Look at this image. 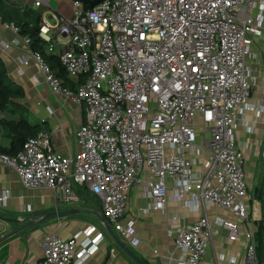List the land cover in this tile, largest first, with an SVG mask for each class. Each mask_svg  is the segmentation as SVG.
<instances>
[{
    "label": "built area",
    "instance_id": "1",
    "mask_svg": "<svg viewBox=\"0 0 264 264\" xmlns=\"http://www.w3.org/2000/svg\"><path fill=\"white\" fill-rule=\"evenodd\" d=\"M94 1L72 0V17L41 20L38 28L46 53L78 83L74 90L31 50L27 36L2 42L7 50L24 49L19 61L36 67L34 82L84 106L76 151L59 154L49 134L38 132L16 154L0 153V163L24 188L51 190L62 203L73 202L75 185L87 187L114 231L133 246L139 244L134 222L124 214L147 169L148 210L163 211L169 178L179 201L189 196L192 207L224 208L244 223L242 264H261L237 133L264 125V0ZM0 27L18 35V26L1 14ZM8 197L0 192V205ZM214 224L230 241L240 235L236 220ZM213 226L204 214L176 229L175 246L183 253L178 264H201L217 233ZM104 239L91 225L66 239L47 235L37 264H84Z\"/></svg>",
    "mask_w": 264,
    "mask_h": 264
},
{
    "label": "crops",
    "instance_id": "2",
    "mask_svg": "<svg viewBox=\"0 0 264 264\" xmlns=\"http://www.w3.org/2000/svg\"><path fill=\"white\" fill-rule=\"evenodd\" d=\"M46 1L47 4L37 8L34 5L35 0H19L15 4L19 10L17 21H33L39 14L41 20L54 23L56 18L61 16L67 18L73 16L72 0ZM15 36L22 37L0 27V58L5 65L8 80L22 87L25 96L11 100L7 110H0V149L6 150L10 155L19 151L20 144H15L13 133L2 123L18 122L22 116L30 125L36 126L38 132L49 134L55 152L71 155L76 151L75 131L86 119L85 108L71 99L51 94L44 83L34 82V78L39 76L36 67L31 63L22 64L19 61V58L24 56V49L18 47L7 50L2 45L3 40ZM65 76L67 88L76 89L78 83L66 74ZM237 135V148L244 153L245 174L249 187L246 202L253 220L256 221L261 216L259 198L261 194L263 195L264 187V125L259 124L252 134L240 131ZM146 177L147 169L140 174V182L132 189L124 214V221L134 222L138 246L131 245L114 231L109 220V223L107 222L120 241L135 255L146 264H178L183 253L175 246L176 229L196 222L205 214L217 229V233L212 237L201 264H242L247 247V241L242 234L244 223L238 221L224 208L212 205L192 207L189 196L179 201L174 195V187L169 178L166 179L167 202L163 211L148 210L146 207L149 199L143 183ZM3 191L9 193V197L0 205V264H37L43 256L45 236L54 234L66 239L76 230L90 225L101 230L105 239L84 264H136L106 231L104 223L98 217L103 213L100 202L87 187L75 185L73 202L62 203L58 193L51 190L24 188L16 174L8 166L0 163V192ZM63 211L73 213L40 220L45 213ZM217 218L238 222L240 235L235 241L228 240L226 231L215 226L214 221ZM28 221L36 223L13 233Z\"/></svg>",
    "mask_w": 264,
    "mask_h": 264
},
{
    "label": "trees",
    "instance_id": "3",
    "mask_svg": "<svg viewBox=\"0 0 264 264\" xmlns=\"http://www.w3.org/2000/svg\"><path fill=\"white\" fill-rule=\"evenodd\" d=\"M84 1V0H83ZM86 4V2H85ZM88 6V4L86 5ZM0 14L3 22H13L19 28L18 34L21 36H27L30 40L29 47L32 51L40 52L43 55L44 60L50 66L51 70L55 73L57 77L62 80V83L65 87H68L66 81L65 72L60 66L58 59L52 55L46 53L44 50V43L38 37V28L41 22V16L37 14L33 21L32 20H18L17 15L19 10L15 7V4H7L3 0H0ZM25 96L24 90L22 87L13 84L7 78V71L3 61L0 58V110H7L8 105L13 99H21ZM1 122V121H0ZM5 127L14 135L15 144H20V149L23 142L32 136H35L38 132L36 126L30 125L24 117H20L18 122H5L2 123ZM19 149V150H20ZM0 153L10 155L6 150L0 149ZM17 153V152H16ZM14 153V154H16ZM12 154V155H14ZM259 197V196H258ZM264 193L260 196V205H261V216L259 220L254 221L257 224V254L261 264H264ZM102 216L108 222L106 216L102 213ZM109 223V222H108ZM134 264V263H129Z\"/></svg>",
    "mask_w": 264,
    "mask_h": 264
},
{
    "label": "water",
    "instance_id": "4",
    "mask_svg": "<svg viewBox=\"0 0 264 264\" xmlns=\"http://www.w3.org/2000/svg\"><path fill=\"white\" fill-rule=\"evenodd\" d=\"M98 0H95L92 4L97 3ZM263 193H264V187H263ZM73 211H63V212H49V213H45L40 220H45L48 217H63V216H67L72 214ZM98 215V214H97ZM98 217L100 218V220L104 223L106 231L109 233V235L114 239V241L117 243V245L120 247V249H122L136 264H146L144 263L137 255H135L128 247L125 243H123L122 241H120V239L116 236V234L113 232L111 226L107 223V221L105 220L104 217L98 215ZM35 221H28L26 222L24 225H22L21 227H19L18 229H16L15 231H13V233L26 228L28 226H31L33 224H35Z\"/></svg>",
    "mask_w": 264,
    "mask_h": 264
},
{
    "label": "rangeland",
    "instance_id": "5",
    "mask_svg": "<svg viewBox=\"0 0 264 264\" xmlns=\"http://www.w3.org/2000/svg\"><path fill=\"white\" fill-rule=\"evenodd\" d=\"M38 8V7H37ZM258 40V42H260V39H257Z\"/></svg>",
    "mask_w": 264,
    "mask_h": 264
}]
</instances>
